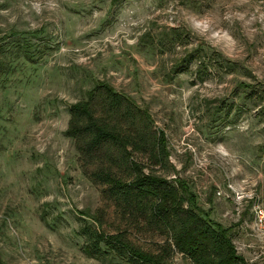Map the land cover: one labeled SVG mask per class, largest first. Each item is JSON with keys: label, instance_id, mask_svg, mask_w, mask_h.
<instances>
[{"label": "rangeland", "instance_id": "374dc122", "mask_svg": "<svg viewBox=\"0 0 264 264\" xmlns=\"http://www.w3.org/2000/svg\"><path fill=\"white\" fill-rule=\"evenodd\" d=\"M97 83L146 112L167 154L164 169L136 153L146 172L186 181L264 264L252 213L264 207V0H0V264L120 261L84 253L93 228L165 244L103 199L65 135Z\"/></svg>", "mask_w": 264, "mask_h": 264}, {"label": "trees", "instance_id": "16d2710c", "mask_svg": "<svg viewBox=\"0 0 264 264\" xmlns=\"http://www.w3.org/2000/svg\"><path fill=\"white\" fill-rule=\"evenodd\" d=\"M86 96L68 108L65 131L74 140L83 173L102 186L103 199L131 217L136 228L157 232L166 242L153 252L131 244L126 232L104 237L106 232L93 228L84 253L120 258L111 264H167L177 253L191 264H249L237 252L231 228L210 218L186 181L146 172L152 165L135 159L138 153L167 168L166 151L150 131L146 112L107 83H97Z\"/></svg>", "mask_w": 264, "mask_h": 264}, {"label": "built area", "instance_id": "2783aa9c", "mask_svg": "<svg viewBox=\"0 0 264 264\" xmlns=\"http://www.w3.org/2000/svg\"><path fill=\"white\" fill-rule=\"evenodd\" d=\"M217 193L220 194L219 191ZM235 198L242 200L243 195L240 193L239 194L236 193ZM252 213H253V218H254L253 225L264 236V207L259 201H256L253 204Z\"/></svg>", "mask_w": 264, "mask_h": 264}]
</instances>
